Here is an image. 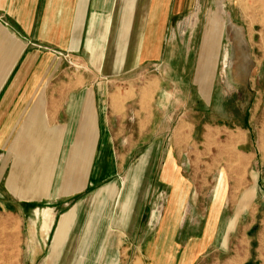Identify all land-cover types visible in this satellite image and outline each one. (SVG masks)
Listing matches in <instances>:
<instances>
[{
    "label": "crops",
    "instance_id": "obj_1",
    "mask_svg": "<svg viewBox=\"0 0 264 264\" xmlns=\"http://www.w3.org/2000/svg\"><path fill=\"white\" fill-rule=\"evenodd\" d=\"M192 1L0 0V159L2 156L10 158L4 169L2 166L6 164L0 161V199L23 204L22 211L18 212L24 221L34 222L33 219L40 216L44 224L43 213L47 210L42 215L36 210V217L33 212L30 215L31 203L43 200L66 203L84 190L90 191L107 180H119L125 175L122 185L116 182L117 186L107 191L103 188L89 203L91 208L103 193H110L114 188L121 190L120 199L124 196V200L118 202L120 209L115 221L118 227L109 232L104 226L80 228L79 236L99 238L94 243L75 244V248H71L73 260H60L58 264H129L126 255L117 253L122 243L116 245L113 237L133 235L148 191L149 177L160 152L156 147L154 150L128 145L130 141L146 139V131H140L137 137L135 133L136 125L147 122L140 102L149 91L148 86L136 88L131 77L149 75L151 82L156 81L161 86L157 99L162 102L165 95L169 96L163 85L173 83L170 77L175 71L170 60H177L179 56L171 55L181 48L180 45L176 47L171 28L193 9ZM31 43L40 44L41 47H36L42 50H30ZM179 54L182 58L184 50L180 49ZM99 76L104 80L99 81ZM151 118L149 124H155V114ZM181 122L188 123L187 120ZM156 139L160 140L161 136ZM28 156L32 159H27ZM142 159L144 161L134 170L135 164ZM28 163L33 164L31 170L27 168V173L31 171L33 185L22 183L29 178L19 175L25 174ZM161 176L160 194L153 210L162 202L165 187L171 189L169 203L172 205L177 202L185 208L192 199L194 201L192 185L173 158L167 160ZM5 185L9 189L33 187V192L2 199ZM215 187L209 199L211 205L202 216L205 223L200 235L186 242L187 256L181 264H190L209 242L204 240L208 220L216 218L214 231L221 218L226 200L224 193L221 201L217 196L221 195L219 189L225 187L223 174ZM253 197L256 208L259 206L256 217L258 219L260 213L261 218L260 227L253 235L252 255L259 264H264L263 170L260 177L259 172L257 174L254 189L243 194L241 211ZM219 202L221 206L216 210ZM153 210L148 228H152ZM71 212L70 225L75 218L74 211ZM164 216L162 211L159 224ZM184 218L185 215L181 221ZM234 223L228 225V231L234 229ZM27 234L38 235L34 244L26 241L25 250L32 252L34 263L46 244L42 242L43 236L39 237L43 235L42 230L28 226ZM105 234L111 238L100 243ZM166 246L170 249L169 244ZM107 251L116 253L110 257L102 255ZM160 258L155 257L153 264H170L171 258L168 261L163 255ZM240 260L234 263H241Z\"/></svg>",
    "mask_w": 264,
    "mask_h": 264
},
{
    "label": "rangeland",
    "instance_id": "obj_2",
    "mask_svg": "<svg viewBox=\"0 0 264 264\" xmlns=\"http://www.w3.org/2000/svg\"><path fill=\"white\" fill-rule=\"evenodd\" d=\"M192 3L193 9L171 28V37H176V47L181 46L184 56L178 55L180 49L171 55L179 58L170 60L175 71L170 77L173 83L163 85L169 96L165 95L162 102L157 99L161 86L156 81L151 82L149 75L131 77L136 88L148 86L149 91L140 102L147 122L136 125L135 133L137 137L140 131H146V139H136L128 145L146 149L156 147L160 152L149 177L148 191L133 235L130 238L114 236L113 240L116 245L122 243L117 253L126 255L129 264H153L155 257L161 259V255L166 260L171 258L170 264H181L187 256L186 242L200 235L205 223L203 217L211 205L209 199L223 174L225 187L219 189L221 195L217 198L221 201L224 193V210L214 231L216 218L208 220L204 240L209 242L190 264H235L237 259H241V263L236 264H259L252 255L253 235L260 227L261 214L258 219L255 214L259 206L256 208L253 197L241 211V200L248 189H254L258 172L259 177L262 170L264 174V0H193ZM29 46L30 50H42L40 44ZM98 80L104 78L99 76ZM154 114L157 122L151 125L149 120ZM158 136L160 140L156 139ZM169 158H173L184 178L191 183V197L194 195L195 199L185 208L177 202L172 205L169 203L171 189L165 187L162 202L153 210L160 194L162 171ZM9 159L8 156L0 159L6 164L3 169ZM27 159L31 160L32 156ZM32 165L28 163L25 174L19 173L29 178L28 182H22L26 185L34 183L30 181ZM27 168L30 169L28 173ZM124 178L125 175L119 180H107L101 186L70 197L66 203L46 200L31 203L34 208H30V215L33 212L35 216L36 210L42 215L47 210L43 213L44 224L40 216L33 219L36 224L24 221L18 212L22 211L23 204L0 199V264H30L33 261L32 252L25 250L26 241L34 244L38 235L29 236L28 226L42 230L43 235L39 237L43 236L42 242L46 244L44 252L39 253L32 264L73 260L71 248H75V244L94 243L99 238L79 236L80 228L104 226L109 232L118 227L115 223L120 209L118 202L124 200V196L120 199L121 190L114 188L110 193H103L91 208L89 203L103 188L107 191ZM2 190L5 193L2 199H13L12 196L22 195V192L32 193L33 187L9 189L5 185ZM219 206L220 202L216 210ZM152 210V228H148ZM71 211L75 214L72 225ZM162 211L165 219L159 224ZM232 221L234 229L228 231ZM107 238L111 237L105 234L100 243ZM115 253L107 251L102 255L110 257Z\"/></svg>",
    "mask_w": 264,
    "mask_h": 264
},
{
    "label": "bare ground",
    "instance_id": "obj_3",
    "mask_svg": "<svg viewBox=\"0 0 264 264\" xmlns=\"http://www.w3.org/2000/svg\"><path fill=\"white\" fill-rule=\"evenodd\" d=\"M144 160L142 159L141 161H139L138 163L135 164L134 166V170L138 168V166L143 162ZM134 174H137L135 171H134Z\"/></svg>",
    "mask_w": 264,
    "mask_h": 264
}]
</instances>
